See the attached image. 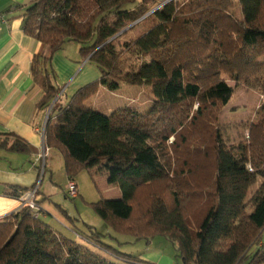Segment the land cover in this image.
<instances>
[{
    "label": "trees",
    "instance_id": "16d2710c",
    "mask_svg": "<svg viewBox=\"0 0 264 264\" xmlns=\"http://www.w3.org/2000/svg\"><path fill=\"white\" fill-rule=\"evenodd\" d=\"M158 1L32 0L17 7L24 33L41 45L30 69L44 93L38 107L50 109L45 146L62 155L68 178L84 169L120 191V199L92 204L116 233L147 242L163 237L183 264H264V102L242 142L227 144L217 126L233 95L226 80L264 97V0H174L140 20ZM138 25L143 31L121 42ZM70 43L100 78L64 105L51 60ZM121 83L148 87L152 109L104 115L87 105L100 89L113 93ZM0 146L30 153L13 134ZM201 156L212 157L208 188L196 182L191 164ZM257 178L262 182L249 198ZM140 188L149 195L143 215L134 217ZM191 199L203 202L199 218L187 206ZM35 204L0 220V264H149L106 246L90 226L79 231L62 211L72 234L112 259L105 261L53 230Z\"/></svg>",
    "mask_w": 264,
    "mask_h": 264
},
{
    "label": "rangeland",
    "instance_id": "374dc122",
    "mask_svg": "<svg viewBox=\"0 0 264 264\" xmlns=\"http://www.w3.org/2000/svg\"><path fill=\"white\" fill-rule=\"evenodd\" d=\"M174 0H159L154 8L160 6L161 4L168 3ZM180 1V0H179ZM131 29V28H130ZM142 26H135L132 31H130L126 36L121 39V42L128 41L143 31ZM79 47L70 43L65 45L67 61L69 68H66L60 75H57L56 81L61 87V92L69 83L76 78L78 72H81L84 68L90 70L94 65L89 63L88 66L84 67L82 63L83 60L79 56ZM79 57V59H78ZM80 62V63H79ZM71 64V65H70ZM77 67L76 72H71V69ZM66 76L64 77V73ZM84 71L82 72V74ZM226 83L233 89V95L228 102V104L221 110L218 117V129L222 133V138L227 144H237L247 139L248 131L247 126L250 123H255L257 121L256 112L259 107L264 102V97L260 95L256 90L248 89L244 86H235L234 83L226 80ZM94 107L97 111L104 115H109L111 112L128 107L130 109L137 110L142 113H146L152 109L153 99L150 94V89L146 86H131L124 83L120 84L118 90L113 93L108 92L106 89L104 92H99L96 97H93L87 102L88 106ZM197 106H194L196 109ZM173 141V138L169 139L168 144ZM53 178L52 183L63 190V186L66 183L65 179V168L64 159L58 151H53ZM49 156L46 155L45 159ZM48 160L45 163L48 164ZM44 162H42L43 164ZM193 167H196V179L197 183L201 187H210L213 182L212 172V157H203L199 159H193ZM70 179V178H69ZM68 179V181H69ZM67 181V183H68ZM74 181L77 185L78 197L71 200L66 197L61 192L53 201L52 204L54 212L59 216L63 217L62 211L70 217L71 220L75 219L76 229L87 233V226L92 227L101 235V242L106 246L114 249L117 252L127 254L137 259L144 261L149 264H183L181 260L177 259L175 254L174 246L163 237H156L150 242L145 240H137L130 235L118 234L113 231L103 220H101L94 212L92 204L98 202L99 200H116L121 198L120 191H117L115 186L109 185L106 182L104 175H98L95 177L94 181L90 178L88 172L84 169L80 170L75 176ZM261 179L257 178L255 183L249 189V198L256 191V189L261 184ZM66 183V186H67ZM65 186V188H66ZM149 189V188H148ZM148 189L140 188L134 202V217H139L143 215L142 204L144 199L149 195ZM152 188H150L151 191ZM163 189V186L160 187ZM159 192V191H158ZM152 193V192H151ZM187 206H190L193 216L199 218L203 212V209L199 207V203L202 201H196L194 199L189 200ZM205 202V198L203 200ZM202 202V203H203ZM209 202H207V206ZM195 206L198 208L195 209ZM141 213V214H140ZM41 220L52 227L53 230L61 233L69 239H74L80 246L85 247L90 252L94 253L98 257L104 259L105 261L111 262L112 259L101 250L95 248L94 246H87L79 240L77 236L72 234L70 227L65 226V224L60 223L55 216L50 214H41ZM139 229V226H137ZM263 244H264V234H263Z\"/></svg>",
    "mask_w": 264,
    "mask_h": 264
},
{
    "label": "crops",
    "instance_id": "0c3cea01",
    "mask_svg": "<svg viewBox=\"0 0 264 264\" xmlns=\"http://www.w3.org/2000/svg\"><path fill=\"white\" fill-rule=\"evenodd\" d=\"M31 1L0 0V15L5 16L7 20V24L0 26V138L7 134H13L26 142L30 148V153L26 154L11 151L8 146H0V218L15 212L19 199L16 196L18 197L22 191L27 190L28 192L40 184L39 194L35 196V201L40 202V209L45 214L55 216L60 223L69 227L65 219L59 217L52 207L53 200L61 194L60 191L66 195L65 186L69 179L65 174L66 183L63 190L52 183L53 151L56 150L47 149L46 155L49 153V156L46 159L49 162L46 164L44 161L43 165L46 168L44 175L43 172L38 174L35 170L37 166H40L38 156L43 148L40 131L43 125H46L49 109L44 111L38 107L44 93L34 83L30 69L33 57L41 51V45L24 33L22 11L17 8L27 5ZM66 58L65 46L54 54L51 66L56 77L69 68ZM80 59L82 58L80 57ZM82 60L84 67L89 65L87 59ZM76 70L77 67L73 66L71 72H76ZM64 77H67L66 72ZM99 78L100 73L95 66L86 71L84 68L60 92V103L67 104L80 88ZM104 91L105 89H100L98 93ZM91 107L95 109L94 104ZM10 143L11 141L8 142V144ZM9 189L12 191L8 192ZM115 189L119 191L117 188ZM7 193L12 194L13 197L8 196Z\"/></svg>",
    "mask_w": 264,
    "mask_h": 264
},
{
    "label": "built area",
    "instance_id": "2783aa9c",
    "mask_svg": "<svg viewBox=\"0 0 264 264\" xmlns=\"http://www.w3.org/2000/svg\"><path fill=\"white\" fill-rule=\"evenodd\" d=\"M7 24V20L5 18V16L0 15V26ZM50 109L48 110L47 116L49 114ZM44 130H45V124L43 125L40 133L42 136V143H43V148L41 153L38 156V163L40 164L41 167V174L43 172V167H44V163L42 164V162L45 161V157H46V152H47V148L45 146L44 143ZM39 184H37L34 188H32L30 191L26 192L24 195L20 196L18 199V207L15 211L20 210L22 208H31V209H35L36 208V204H35V196H36V191L38 188ZM65 194L68 198L70 199H76L78 197V191H77V186L76 183L74 182L73 179H69L67 186L65 188ZM4 218L1 217L0 220Z\"/></svg>",
    "mask_w": 264,
    "mask_h": 264
},
{
    "label": "water",
    "instance_id": "95a60500",
    "mask_svg": "<svg viewBox=\"0 0 264 264\" xmlns=\"http://www.w3.org/2000/svg\"><path fill=\"white\" fill-rule=\"evenodd\" d=\"M165 4H166V3L161 4L160 6L154 8L153 10H151L148 14H146V15H145L143 18H141L140 20H143V19L146 18L147 16L151 15V14L154 13L156 10H158L162 5H165ZM140 20H139V21H140ZM133 25H134V24H133ZM133 25L127 27L125 30L122 31V33L125 32V31H127L128 29H130Z\"/></svg>",
    "mask_w": 264,
    "mask_h": 264
}]
</instances>
